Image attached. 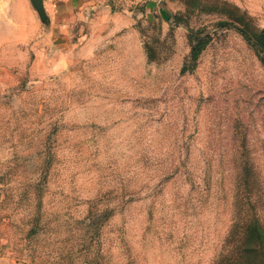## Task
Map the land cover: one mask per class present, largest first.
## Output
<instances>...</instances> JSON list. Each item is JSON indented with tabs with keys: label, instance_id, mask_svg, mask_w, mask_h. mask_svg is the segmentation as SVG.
<instances>
[{
	"label": "rangeland",
	"instance_id": "374dc122",
	"mask_svg": "<svg viewBox=\"0 0 264 264\" xmlns=\"http://www.w3.org/2000/svg\"><path fill=\"white\" fill-rule=\"evenodd\" d=\"M42 1L0 20V264H264V0Z\"/></svg>",
	"mask_w": 264,
	"mask_h": 264
},
{
	"label": "crops",
	"instance_id": "0c3cea01",
	"mask_svg": "<svg viewBox=\"0 0 264 264\" xmlns=\"http://www.w3.org/2000/svg\"><path fill=\"white\" fill-rule=\"evenodd\" d=\"M20 7L25 13L24 20L20 25L24 30H29L24 38L30 39L35 31L37 16L29 0H0V20L12 19L13 21L19 13ZM17 21L19 20L17 19Z\"/></svg>",
	"mask_w": 264,
	"mask_h": 264
},
{
	"label": "water",
	"instance_id": "95a60500",
	"mask_svg": "<svg viewBox=\"0 0 264 264\" xmlns=\"http://www.w3.org/2000/svg\"><path fill=\"white\" fill-rule=\"evenodd\" d=\"M33 6L36 8V10L43 15L44 9H43V1L42 0H31Z\"/></svg>",
	"mask_w": 264,
	"mask_h": 264
},
{
	"label": "trees",
	"instance_id": "16d2710c",
	"mask_svg": "<svg viewBox=\"0 0 264 264\" xmlns=\"http://www.w3.org/2000/svg\"><path fill=\"white\" fill-rule=\"evenodd\" d=\"M261 36H264V29L262 30ZM198 52H199V49L193 50L192 52L193 57L197 56Z\"/></svg>",
	"mask_w": 264,
	"mask_h": 264
}]
</instances>
